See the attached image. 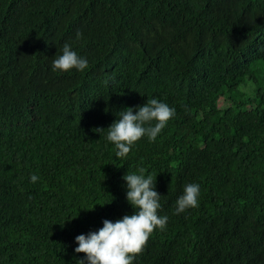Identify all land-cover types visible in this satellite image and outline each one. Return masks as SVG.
I'll return each mask as SVG.
<instances>
[{"label": "trees", "instance_id": "16d2710c", "mask_svg": "<svg viewBox=\"0 0 264 264\" xmlns=\"http://www.w3.org/2000/svg\"><path fill=\"white\" fill-rule=\"evenodd\" d=\"M65 42L86 71H51ZM260 65L264 0H0V264H80L74 238L132 214L140 168L169 220L133 264H264ZM152 98L175 117L115 158L107 128Z\"/></svg>", "mask_w": 264, "mask_h": 264}, {"label": "clouds", "instance_id": "9594fccd", "mask_svg": "<svg viewBox=\"0 0 264 264\" xmlns=\"http://www.w3.org/2000/svg\"><path fill=\"white\" fill-rule=\"evenodd\" d=\"M82 38L77 32L75 39ZM88 59L74 50L72 43L65 42L59 55L51 62V71L60 73L84 72ZM119 113L107 129L106 140L115 149V158L126 159L134 145L143 137L155 142L168 122L175 117V108L156 98L145 104L129 107ZM104 129H95L101 134ZM39 177L29 174V182L36 183ZM126 187V202L133 209L115 222L107 219L102 227L80 234L74 238V252L84 253L80 264H133L135 257L143 251L154 231H164L169 217L161 215V195L155 190V177L145 169L129 172L122 177ZM201 188L198 183H186L175 201L174 215L185 213L199 206Z\"/></svg>", "mask_w": 264, "mask_h": 264}, {"label": "rangeland", "instance_id": "374dc122", "mask_svg": "<svg viewBox=\"0 0 264 264\" xmlns=\"http://www.w3.org/2000/svg\"><path fill=\"white\" fill-rule=\"evenodd\" d=\"M261 66V72H263L264 71V65H260ZM258 67V66H257ZM257 77V79L258 80H263L262 79V77H263V73H261V75H258V76H256ZM247 81H249L247 78L243 81V83H245V82H247ZM242 88V85L241 86H239V89H241ZM246 93H247V96H251V94H252V91H251V89H249L248 91H246Z\"/></svg>", "mask_w": 264, "mask_h": 264}]
</instances>
